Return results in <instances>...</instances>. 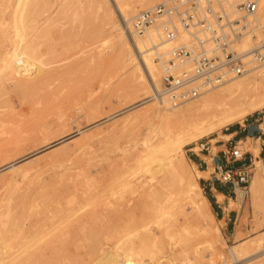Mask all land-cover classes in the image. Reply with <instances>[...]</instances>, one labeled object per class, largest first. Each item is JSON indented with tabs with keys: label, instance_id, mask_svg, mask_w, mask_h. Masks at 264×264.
Here are the masks:
<instances>
[{
	"label": "rangeland",
	"instance_id": "obj_1",
	"mask_svg": "<svg viewBox=\"0 0 264 264\" xmlns=\"http://www.w3.org/2000/svg\"><path fill=\"white\" fill-rule=\"evenodd\" d=\"M19 1L0 0V25H2L0 29L5 33H13L12 35L16 38L15 43H18L21 39H24V41L35 39L37 48L35 52L40 49L37 52L39 57H36L37 53L34 52L33 54L40 62L42 60V64H39L41 66L39 71L36 70V67H31L25 77L19 75L21 82L18 81L19 77L17 76V79L14 73V71L19 72V70L16 71L17 68L15 69L14 66L9 68L6 63L0 64V70H2L0 76L4 81L3 85L7 89V92L0 96V116L2 117L0 120V150L5 148V151L1 153L0 163L2 160L4 161L1 165L6 164L7 161L9 163L6 164L7 167L3 164L1 168L0 165V178L5 180L10 174L15 172L20 174L21 171L19 183L17 186L13 184L12 189L7 190L3 184L1 185L2 182L0 183V195L7 193L10 196H15L18 192L26 191V189H38L45 192L48 198L53 197L56 203L68 204L70 202L69 205L73 204L70 206L77 209L76 217H79V213H81V217L84 212L86 214H83L82 217L87 216L89 214L87 209L90 210V213L93 210L94 213L100 212V210L101 212L97 214L98 218L97 215L95 216V219H98L97 221H94L93 218L89 219L95 222V224H91L94 227L88 226L91 223L88 224L89 220L85 223L88 224L87 226L84 224L86 228L88 227L87 229L91 230L92 228L91 234L88 232V235H85V228L84 231L80 232V235H74L71 239L70 250L68 249L69 252L68 250L65 252L63 248L64 252L58 249V252L55 250L52 254L49 251L45 252L46 254L42 252V254L39 250L36 252L37 248L34 244H29L26 240L23 242L22 238L21 241L20 238H14V240H10V243L15 245L11 251L0 246V264H30V262L31 264H97L100 257L106 255L107 252L108 255L115 254V256H119V253L122 252L121 249L116 251L119 249L118 245H115L116 241L105 235L107 225L105 223L108 222L109 218L111 219V214L107 218L108 214H105L103 210L106 208L105 212L110 213L109 208L113 209V207L109 206L112 203L118 204L115 197L111 199L112 193L119 187L121 191L128 188L126 192H123V199L124 205L126 204L125 207L130 211L133 205L136 204L135 200L136 198L138 200L143 188L150 184L153 187L159 184L158 179L161 175H157L158 179H152L151 171L149 173L147 168L138 164L135 159L145 153L141 150L146 147L150 138L151 142L158 139L153 134L156 122L149 116L147 107L142 103L143 101H137L134 88L124 73L125 66L120 51V40L112 32L96 31L100 24V14L98 15L97 11L94 9L87 10L88 14L87 11L83 12L80 8L78 9L81 4L85 7L87 0L74 1L73 5L70 6V16L65 15L64 17L63 14H59L62 19L57 16L56 11L53 21H51L52 19L46 21L43 16L40 18L30 16L26 22L27 27H30L27 28L29 30H26V35L17 34L13 30L15 27L11 16L12 9ZM57 5L56 3L53 9L57 8ZM4 14L6 15L5 18ZM71 15H74L73 18H77L76 21ZM6 17H11L10 22L7 21ZM35 19L38 21L36 22ZM65 20L70 23L65 22ZM30 21H33V23L29 24ZM62 22H65L66 25ZM49 23H52V25ZM42 25H45V27ZM46 26H49L50 30L46 29ZM3 28L5 30H2ZM31 28L34 32L30 30ZM44 28L46 31H44ZM37 33L42 34V36L39 38ZM1 35L0 38L5 42L3 34ZM7 72L8 76L12 75V78L7 77L9 80L4 78L7 76ZM3 75L4 77H2ZM22 78L24 79L22 80ZM263 115L264 109L235 122L233 126L241 128V132L237 140L231 141L229 145H226V143L229 142L231 137L225 136L224 133L228 132L232 126L215 132L212 135L215 141H211L210 137L198 141L201 152L205 155H210L214 144L217 145L216 152L226 165L224 168H235L246 164L252 169L250 182L246 185L235 186L230 183L224 184L218 179L216 181L217 187L224 190L234 200V205L230 209H226L229 216L225 217L223 203L219 200L216 202L205 187L206 183L201 181L202 178L197 177L203 188V193L211 202L215 220L213 221L209 216L202 217L198 215L188 202L182 201V205L184 204L182 211L184 209L183 212L187 216L179 212L177 218L186 225L184 232L187 236L184 234V238L168 242L164 245L163 250L156 252L153 259H151L150 254L144 255L142 258L146 261V263L143 262L144 264H260L264 262V241L263 248L261 247L262 250L257 251L259 243L257 240L264 237V192H262L264 187H261L262 193L260 188L257 192H254L252 187L254 175L264 173V154L259 157L262 160V167L257 166L258 163L252 167L249 165L254 157L253 147L257 144L261 146V140L260 143L256 144L254 139L251 142H246V138L243 142L238 143L239 138L244 139L248 136L247 127L251 123H264L260 118ZM69 132H72L71 135H68ZM144 140L146 141L144 142ZM5 143L8 144L7 147ZM234 145H237L238 149L245 153L244 159L238 161L229 159V151L232 150ZM194 146L195 143L187 145L185 148L189 165L193 171H195V167L190 159L194 158ZM162 157L161 152L152 156L149 162L150 166L160 162ZM227 157L231 161L228 166ZM18 161L21 165L17 164ZM209 161L210 159L202 156V168H207ZM215 163L213 159L214 167ZM10 164L15 166L12 167ZM16 164L20 165L21 168H18ZM28 164L32 165V168ZM26 165L30 169L25 167ZM33 167H36L35 170ZM27 169L29 170L27 171ZM216 174L219 176L217 165L213 170V176L211 175L212 177L209 179L211 182H214ZM125 182H128V187L124 184ZM110 183L112 186L117 184V187L113 188ZM130 183L137 186V192L129 187ZM1 186L8 192L4 191ZM17 188H19V191ZM81 188L83 189L81 190ZM83 190L88 192L84 193ZM10 192L13 194H10ZM99 206H103L104 209ZM107 207L109 208L107 209ZM80 208L81 210L85 208V210H82L84 212ZM95 209L97 210L95 211ZM179 217L185 219V221H181L182 219ZM224 217V220H219ZM212 226H216L215 231ZM153 227L151 228L152 233L158 235L156 226ZM199 229H201L202 234L198 235L197 230ZM187 231L192 233L189 232L191 234H188ZM196 235L198 236L196 237ZM72 240L74 241L72 242ZM233 246L239 248L250 247L246 249L245 255L239 261L232 257L231 248ZM82 250L83 252H81ZM49 254L51 255L47 256ZM201 257H204V261L207 260V262L202 261ZM124 258L127 259V257ZM133 260H130L129 264H134L132 263L135 262Z\"/></svg>",
	"mask_w": 264,
	"mask_h": 264
},
{
	"label": "bare ground",
	"instance_id": "obj_2",
	"mask_svg": "<svg viewBox=\"0 0 264 264\" xmlns=\"http://www.w3.org/2000/svg\"><path fill=\"white\" fill-rule=\"evenodd\" d=\"M74 1L80 2V0H20L19 2H17L16 6L13 7L14 9H12L13 12L11 16L15 27V29L13 30L17 34L19 33L26 35L27 34L26 30H29L27 28H30L29 26L27 27L26 22L30 16H34V18L35 16L37 18L43 16L44 20L46 21L50 19H52L51 21H53L55 11L56 13H58L57 16H59V14H63L64 17L65 15L70 16L71 14L70 6L73 5L72 3ZM166 1L169 0H163V1L162 0H87L86 1L87 5L85 7L82 6V4L78 6V9L80 8L83 12H86L87 10H91V9L97 11L96 13H98V15L100 14V18H99L100 24L99 27L96 29V31L112 32L121 42L120 51L124 59V66H125L124 73L127 75L129 79V83L132 84L134 88L137 101L138 102L143 101L142 103L147 107L149 116H151V118L156 122V128L153 134L156 137H158V139L156 138L157 140L155 139L156 140L155 142L154 141L151 142V138H150V140H148L146 147H144V149L141 150L142 152L145 153H142L140 156H137L135 159L138 164L146 167L149 173L151 171L152 179L154 178L158 179L159 177H157V175L158 176L161 175V177L158 179L159 184H157V180H156L155 182L157 185L155 187H153L149 183L151 185L150 186L148 184L150 187L146 186V188H143L141 190V194L138 200L136 198L137 202L135 200L136 204L133 205L130 211L125 207L126 204L124 205V199H123V192L124 191L126 192L128 188L126 190L122 189L121 191V188L119 186L118 187L120 191L119 189H116L115 192L112 193V197H111V199L115 197L116 202H118V204L115 202L117 204L115 205L114 203L111 202L112 205H110L109 207L112 206L113 209L107 207V209L109 208V210H111L110 213L105 212L106 208L104 209L103 206H99L104 209L103 211L105 214H108L107 218H109L108 216L109 214H111L110 216L111 219L109 218L110 220L108 219L107 220L108 222L105 223V225L107 224L105 228L106 229L105 235L109 238L111 237L112 239H114L116 241L115 245L117 244L118 245L117 247L119 248L116 251H119L121 249L120 251L122 252L119 253V256H115V254L108 255L107 252L106 255L104 256L102 255L103 257H100L98 262L96 261L97 264H129L130 260L132 261L133 259H134L133 261L135 262L132 263L134 264H144L143 262L145 261V259L144 260L142 259L144 255L150 254L152 257L151 259H153L156 252L163 250L164 245H166L168 242L178 241L179 239L184 238L185 237L184 228L186 225L183 224L184 222L183 223L180 222L179 219L177 218L179 216L178 215L179 212L181 214L184 213L183 212L184 209L182 211V208H184L183 207L184 204L182 205V201L183 202L186 201V203L188 202L191 208L194 209L198 215L202 217L209 216L214 221L215 216L212 213L211 202L208 199V197L203 193L202 191L203 189L197 177L210 178L211 175L213 174V170L215 169L216 165H219L217 161L219 156L218 157L212 156V155H216V146H214L213 149H211L212 155L207 157L208 159H210L209 161L210 168L208 171L205 172H202L198 168V166L192 162V165L195 167V171H193L192 167L189 165L188 157L185 153V148L187 145L198 142L202 138L212 137V135L215 132L221 130L222 128H225L239 120H242L243 118H245L250 114H253L259 110L264 109V60L263 61L257 60L253 55V53L247 55L248 56L247 61L249 62L248 63L249 70L246 73L237 77L230 78L226 82L204 91L197 98L189 99L179 104H174L173 102H169L167 100L163 102L161 100L154 98L153 94L155 91V87L160 86L162 82V76L164 75V71L161 66V63L158 62L156 57L160 56V59L162 60L168 59L170 57V51L174 46V42L164 40L162 35H160V33L156 29H151L145 35H140L136 32H133V20L138 14L139 12L138 10L148 9L155 6L158 3L166 2ZM236 1H241V0H236ZM257 1L259 7L255 15V18L258 27L253 32H251V34L245 35L242 38V40L239 42L238 46L240 49H254L256 48V46L259 45L258 47H261V52L264 54V0H257ZM56 3L58 4L57 8L53 9ZM74 11L77 12L78 10H74ZM87 13L89 14L88 11ZM5 16L6 15L4 14V18ZM71 16L73 18L74 15ZM60 17L61 16H59V18ZM10 18L11 17L7 18L8 19L7 21H9ZM73 19L75 20L77 18L74 17ZM68 20L67 21L65 20V22H68ZM31 22L33 23V21H30L29 24H31ZM65 22L64 23L62 22V24H65ZM50 25H52V23ZM1 26L2 25H0V27ZM42 26L45 27V25ZM46 27H47L46 29L50 30L48 28L49 26ZM4 28L2 30H5ZM129 28L131 29V31L129 30ZM46 29L44 28V31H46ZM30 30L33 31L32 28ZM1 32H2L1 34H3L5 42H3V39L0 38L1 39L0 64L6 63L9 66V68H11L12 66H14L15 69L17 68L16 71L19 70V72H17L18 75L15 71L14 73L16 77L17 76L19 77L18 80L19 82H21L20 81L21 77L26 76L25 74L28 73L31 67H36V70L39 71L41 67L39 66V64L40 65L42 64L41 63L42 60L40 62V60L36 59V57L39 55L37 52L40 51V49L38 51L36 50L35 52V49H37L35 45L36 44L35 39L34 40L32 39L33 41L31 39L25 41L24 39H21L18 43H15L16 38H14V35H12L13 33L10 32L5 33V31H1ZM1 34L0 37L2 36ZM37 36H39L40 38L42 34L40 35L39 33H37ZM34 52L37 53L36 57L35 54H33ZM31 59L34 60L33 61L34 64ZM9 68L7 69L9 70ZM8 72H7V76L4 77L3 75L2 77H4L5 79L7 77L10 78L12 75L8 76ZM23 79L24 78H22V80ZM0 80L2 81L1 76H0ZM3 82L4 81H2V84L0 83V96H3L7 92L6 91L7 89L3 85ZM1 118L2 117L0 116V120ZM3 124L4 123L2 122V125ZM260 129L262 130V128ZM70 133L72 132H69L68 135H71ZM258 134L256 136H250L248 134L250 137H247L246 142H251L253 140V137H257ZM145 141L146 140H144V142ZM243 141L244 140H241L240 143ZM7 145L8 144H6V147ZM259 149L260 147L258 144L253 147V152L256 154V156L259 155ZM4 151L5 148L4 150H0V157H1V153H3ZM160 152L163 155V157L160 159V162L150 166L149 162L151 161L152 156ZM2 157L4 159L3 154ZM213 159L216 162L215 167L213 164ZM256 163H258L257 166L262 167L260 160L257 159L253 164ZM6 164H4L5 167H7ZM14 164L12 165L10 164V165L13 167ZM17 164H20L19 161ZM20 165L19 166L17 165L18 168L20 167ZM28 165L30 167L32 166L30 164ZM28 165H26L25 167H28ZM29 169H27V171ZM19 173L20 174L15 172L14 174H10L7 177L3 173L6 179L3 180V178H0V183L2 182L1 185L3 184V186H5L7 190H9L12 186H14L13 184L17 186L19 183V175H21V171ZM214 177H218V174H216ZM82 182L80 183L82 184ZM127 183L128 182H125L124 184L127 185ZM133 183H130L129 187L134 189L133 191L135 192L136 190H138V188ZM116 185L117 184H115V186L112 185L111 186L113 188L114 187L116 188L117 187ZM252 187L254 188V192L255 191L257 192L259 188L261 192V187H264V173H256L254 175L252 181ZM5 188L4 191L8 192ZM18 189L19 188H17V190ZM82 189L83 188H81V190ZM86 192L88 191H85L84 193ZM10 194L13 193L10 192ZM218 197L220 201H224L225 199V196L220 193ZM57 203L55 202L53 197L48 198L45 192L40 191L38 189H29V190L26 189V191L23 190L18 192L15 196H10L7 193L0 195V244H1L0 246L3 249L11 251L15 245H12L10 243L11 242L10 240H14V238H20L21 241L22 238L23 242L24 240H26L27 243L34 244L35 248H37L36 252L37 250H39V252L41 253L42 252L45 253L49 251L52 254V252L55 250H57L58 252V249L59 251L64 250L65 252L68 249L70 250L69 247H70L71 239H73L74 235L76 234L80 235V232L84 231V229L90 222L91 223L88 226L92 227L93 225L91 224H95V222H93V220L90 221L89 219L93 218L95 221L96 220L95 216L98 213H100L101 210L100 212L97 211V213L96 212L94 213L93 212L94 210L93 211L91 210L92 213H90L89 212L90 210L87 209L88 210L87 213L89 214L87 216L84 215V217H82L83 214H86L84 211H82L85 210V208H83L82 210L80 208V210L84 213L82 214L81 217H80L81 213H79V217H80L79 218L75 216V213H77V209L71 207L73 204H70L71 205L70 206L69 205L70 202H68V204L58 203L60 205H58ZM232 205H234V200L230 199V206ZM230 206L228 205L227 207L230 208ZM95 207L97 208L98 206ZM96 210L97 209H95V211ZM109 210L107 211L109 212ZM185 216H187V214H185ZM96 217L98 218V215ZM88 220H89L88 224H85L87 223ZM99 220L101 221V219ZM183 220L185 221V219H182L181 221ZM100 221L98 222L100 223ZM84 224L86 226H84ZM153 226H156L158 235L152 233L151 228ZM87 228L85 229V235L88 232L89 234L92 233V228L91 230ZM100 229L102 230V228ZM212 229L215 231L216 226H212ZM100 232L102 233V231ZM189 232L188 234L192 233ZM197 232L198 235L202 234L201 229L197 230ZM102 234L104 235V233ZM198 235H196V237ZM73 241L74 240H72V242ZM257 241H259L257 245V251H260L262 250L261 247L264 241V237L260 238ZM21 245L23 244L21 243ZM249 247L244 246L239 248L233 246L231 248L233 259L240 261L241 257L245 255L246 249H248ZM3 249L2 252L4 251ZM81 252H83V250ZM51 254L47 256H50ZM124 257H127V259ZM201 260L204 261V257H201ZM204 262H207V260ZM260 264H264V262Z\"/></svg>",
	"mask_w": 264,
	"mask_h": 264
},
{
	"label": "built area",
	"instance_id": "obj_3",
	"mask_svg": "<svg viewBox=\"0 0 264 264\" xmlns=\"http://www.w3.org/2000/svg\"><path fill=\"white\" fill-rule=\"evenodd\" d=\"M257 0H169L141 10L133 20V32L140 35L156 29L166 41L174 42L170 57L162 60L164 71L154 98L174 104L199 97L204 91L246 73L247 55L264 60L261 47L240 49L239 42L258 25ZM131 31V29L129 28ZM229 159H244L234 145ZM227 157V164L231 161ZM218 180L224 184L246 185L252 169L217 165Z\"/></svg>",
	"mask_w": 264,
	"mask_h": 264
},
{
	"label": "crops",
	"instance_id": "obj_4",
	"mask_svg": "<svg viewBox=\"0 0 264 264\" xmlns=\"http://www.w3.org/2000/svg\"><path fill=\"white\" fill-rule=\"evenodd\" d=\"M260 118L264 121V115H263L262 117H260ZM256 123L259 124V127H260V128H262V132L259 133L257 137H253V139H254V141L256 142V144H257L258 142L260 143V140H261V146H259L260 149H259V155H258V156H256V154L253 152V155H254V157H253V161L249 164V165H251V167L254 165L253 163H255V161H256L257 159L260 160V161L262 162L261 158L259 159V157L263 156V154H264V123H260V122H256ZM233 124H234V123H233ZM233 124L227 126V127L232 126V128H230V130H229L228 132L224 133L225 136H227V137H231L230 140H229V142L226 143V145H229V143H230L231 141H235V140H237V137L239 136V134H240V132H241V128L234 127ZM249 126H250V125H249ZM249 126H248V127H249ZM248 127H247V128H248ZM247 137H250V136L248 135V136H246L244 139H243V138H239V139H238V143H239L241 140H246ZM210 140H211V141H212V140H215V138L212 136V137H210ZM259 145H260V144H259ZM214 146H216V148H217V145H216V144H214ZM196 147H197L198 149H197ZM212 149H213V148H212ZM193 150H194V151H193L194 158H192V159H190V160H191L193 163H195V164L198 166V168H199L202 172L208 171L209 168H210V164H209V162H208V167L205 168V169L202 168V156H205V157L211 156V155H212V150H211V154H210V155H205V154H203V153L201 152V148H200V146L198 145V142H195V146H194ZM212 156H213V157H214V156H215V157L218 156V155H217V152H216V155H212ZM251 159H252V158H251ZM263 160H264V156H263ZM223 164H224V163H223ZM224 166H226V165H224ZM227 166H228V164H227ZM243 166H246V164H244ZM212 176H213V174H212ZM212 176H211V177H212ZM211 177H210V178H211ZM200 178H202L201 181H204V182L206 183V184H205V187L209 190L211 196L215 199L216 202H218V200H219V197H218L219 193H220V194H223V195L225 196L224 201H221V202L223 203L225 217H227V215L229 216V214L226 212V209H230V208H231V206H230V199H232V198H231L230 196H228L224 190H222V189H220V188L217 187V182H216V181L211 182V181L209 180L210 178H205V177H200ZM201 187H202V186H201ZM202 189H203V188H202ZM229 198H230V199H229ZM208 199H209V198H208ZM219 201H220V200H219ZM225 203H226V204H225ZM226 205H227V206L229 205L230 208L227 207ZM225 217H224L223 219H219V220H224Z\"/></svg>",
	"mask_w": 264,
	"mask_h": 264
},
{
	"label": "water",
	"instance_id": "obj_5",
	"mask_svg": "<svg viewBox=\"0 0 264 264\" xmlns=\"http://www.w3.org/2000/svg\"><path fill=\"white\" fill-rule=\"evenodd\" d=\"M262 130L260 129L259 125L257 123H251V125L248 127V134L250 136H256L258 133H261ZM219 165L223 164V160L218 157L217 159ZM214 181H217V178L215 177Z\"/></svg>",
	"mask_w": 264,
	"mask_h": 264
}]
</instances>
